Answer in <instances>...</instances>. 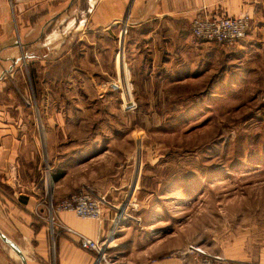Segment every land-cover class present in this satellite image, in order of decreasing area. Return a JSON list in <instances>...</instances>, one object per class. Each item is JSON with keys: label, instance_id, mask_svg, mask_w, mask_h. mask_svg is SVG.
I'll return each mask as SVG.
<instances>
[{"label": "crops", "instance_id": "crops-1", "mask_svg": "<svg viewBox=\"0 0 264 264\" xmlns=\"http://www.w3.org/2000/svg\"><path fill=\"white\" fill-rule=\"evenodd\" d=\"M196 15L212 21L246 15L251 25L233 50L216 46L209 52L191 44L196 41L190 32ZM249 47L255 54L264 52V0H0V264H31L26 254L44 259L47 253V208L31 168L33 148L41 139L57 166L59 160L69 166L57 173L60 178L52 179L54 203L89 185L114 204L123 196L126 182L119 167L121 159H129L128 128L122 133L121 126L114 127L107 134L104 128L81 125L86 122V106L112 98L123 102L124 86L131 91V101H147L144 96L160 93L154 87L187 86V77L197 66L193 56L198 64L209 54L218 63L236 64L246 60ZM25 63L27 68L22 69ZM31 73L41 91L32 95L42 131L32 127L29 96L15 93L19 83L31 87ZM62 119H71L70 126L59 125ZM63 143L65 147H60ZM98 165L113 167L111 175L101 171L100 177H83L86 168ZM110 216L103 212V221ZM57 218L92 240L103 239L112 228L79 220L72 213ZM56 231V264L93 263V253L81 249L74 235ZM244 242L233 241L237 251L226 258L264 264V241L255 253L250 242L247 247ZM115 251L119 252L116 247L110 250L114 260ZM143 259L136 264H192L190 255L146 263Z\"/></svg>", "mask_w": 264, "mask_h": 264}, {"label": "rangeland", "instance_id": "rangeland-1", "mask_svg": "<svg viewBox=\"0 0 264 264\" xmlns=\"http://www.w3.org/2000/svg\"><path fill=\"white\" fill-rule=\"evenodd\" d=\"M191 44L209 48V52L216 46L230 51L213 42L192 40ZM251 49L247 50L246 60L236 64L218 63L210 54L198 64L195 55L193 61L197 66L192 76L187 77V86L154 87L160 93L144 96L147 101L136 103L129 98L131 105H128L127 98L120 103L112 98L108 102L92 101L86 106L89 109L86 122L81 125L86 123L95 130L104 128L107 134L114 127L121 126L122 133L128 128L129 159L128 162L121 159L119 167L122 179L126 180L123 196L110 205L106 198L108 206L104 212L111 216L107 221L102 217L101 223L116 227L111 248L119 251L114 253L115 262L136 264L142 261V256L144 263L162 257L181 258L189 245L225 257L236 253L238 246L233 241H245L246 247L250 242L252 253L262 247L264 52L255 54L256 50ZM21 67L27 68L26 63ZM31 83V87L17 84L15 93L29 96L32 127L42 131L38 103L33 96L41 91L33 76ZM48 89L55 90L56 86ZM70 124L71 119L59 121V125ZM49 125H53L51 120ZM36 145L32 175L37 176V184L43 191L42 202L48 208L50 201L54 203L52 178L69 166L62 165V160L57 166V159H50L44 139L41 145ZM57 151L63 154L64 149ZM112 168L90 166L83 177H100L101 171L109 177ZM82 189L97 194L89 185L74 192ZM45 222L49 229L48 209ZM56 234V230L54 234L47 231L44 259L26 254L31 264H56Z\"/></svg>", "mask_w": 264, "mask_h": 264}, {"label": "built area", "instance_id": "built-area-1", "mask_svg": "<svg viewBox=\"0 0 264 264\" xmlns=\"http://www.w3.org/2000/svg\"><path fill=\"white\" fill-rule=\"evenodd\" d=\"M250 25L251 20L246 15L219 21H212L202 15H196L191 21L190 32L196 40L207 43L213 42L225 50H231L246 38ZM125 32L124 29L122 34L124 35ZM123 90L129 105L130 90L127 86H124ZM107 206L108 203L104 195H96L89 189L71 193L57 203L50 201L47 209L51 225L48 230L54 234V230L58 228L62 232L74 235L77 239L76 243L81 249L93 253L92 264H117L110 255L116 227L111 228L108 235L103 239L92 240L61 225L57 218L61 213H72L79 220L95 221L101 224L104 208ZM118 221L120 220L118 219ZM187 254L191 256L193 264H241L221 254L210 253L198 246L189 245L186 247L182 255Z\"/></svg>", "mask_w": 264, "mask_h": 264}, {"label": "trees", "instance_id": "trees-1", "mask_svg": "<svg viewBox=\"0 0 264 264\" xmlns=\"http://www.w3.org/2000/svg\"><path fill=\"white\" fill-rule=\"evenodd\" d=\"M30 77H31V81H32V73H31V75H30ZM62 176V174H56L55 176H53V180H56L57 178H60Z\"/></svg>", "mask_w": 264, "mask_h": 264}, {"label": "water", "instance_id": "water-1", "mask_svg": "<svg viewBox=\"0 0 264 264\" xmlns=\"http://www.w3.org/2000/svg\"><path fill=\"white\" fill-rule=\"evenodd\" d=\"M3 239V238H2ZM14 250L16 251V253L19 255L20 253L14 248Z\"/></svg>", "mask_w": 264, "mask_h": 264}]
</instances>
